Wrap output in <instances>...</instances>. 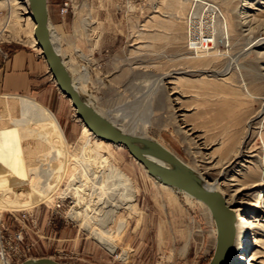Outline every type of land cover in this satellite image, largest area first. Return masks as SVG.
<instances>
[{
	"label": "rangeland",
	"instance_id": "rangeland-1",
	"mask_svg": "<svg viewBox=\"0 0 264 264\" xmlns=\"http://www.w3.org/2000/svg\"><path fill=\"white\" fill-rule=\"evenodd\" d=\"M173 1L48 0L54 44L72 78L86 74L97 107L129 133L153 138L192 169L206 172L210 181L221 166L233 163L220 182L229 195L240 189L251 213L258 197H264V188L254 187L264 185V43L245 52L249 38L240 27L249 2L201 0L215 3L233 21L230 50L221 47L215 57L182 62L175 56L185 49V17L171 15ZM262 1L251 9L257 19L252 36L258 41L264 38ZM24 2L11 6L16 12L11 21V7L0 5V60L8 57L7 46L44 60L29 15L19 9ZM232 58L236 66L224 73ZM177 71L191 73L173 74ZM49 77L40 95L31 98L58 124L39 115L37 104L0 98V259L9 264L39 258L61 264H210L217 231L208 207L156 182L124 147L91 134L84 139L85 127L71 101ZM64 145L71 153L60 169ZM95 164L120 175L121 185L134 193V212L119 207L108 226L116 254L69 215ZM54 177L61 189L77 193H66L75 202L61 194L53 202L41 200V182ZM256 252L261 253L258 264H264V246L253 245L247 254ZM240 255L237 245L228 264H239Z\"/></svg>",
	"mask_w": 264,
	"mask_h": 264
},
{
	"label": "bare ground",
	"instance_id": "bare-ground-1",
	"mask_svg": "<svg viewBox=\"0 0 264 264\" xmlns=\"http://www.w3.org/2000/svg\"><path fill=\"white\" fill-rule=\"evenodd\" d=\"M257 1L263 3L262 0H247V2H249V7L244 9V12H243L244 23H243L242 27H240L242 30V35L247 34L246 36L249 38L247 41L248 43L246 45L247 48L245 51L247 54L250 52H253V51L255 52V50H258L260 47H262V45L264 43V38H262L258 41V40H253V36H252V31L257 28V26L254 27V25L257 23V19L252 14L251 9L254 7V5ZM30 2H31V0H25L24 6L23 7L21 6L20 8L19 7L18 8L23 12V14L29 15V17L27 18V21L33 25V33H34L35 28H36V22L34 20L33 15H32ZM165 2H164V4H165ZM169 3H170L169 7L173 9V12H171L173 14H171V15L176 16V17L177 16L185 17L184 20H185V24H186L185 35H184V39H183L184 44H185V49H184V52H182L181 54H177L175 56L177 61L193 62L196 60H203L205 58L215 57L216 55H218V51H220L221 47H224L225 50H230L231 38H232V34L234 33V24H233V21L230 19V17L226 16V14L215 3L203 2L201 0H174L172 3L171 2H169ZM16 4H18L17 0H3V2L0 3V5H2V6H7L8 9L12 5H16ZM186 9H187V12L185 13ZM15 15H16V12H14V10H12V7H11L10 12L8 13V16H7V20L11 21L12 18L15 17ZM170 23H172L173 26L176 25V22L174 20H172V22L170 21ZM49 27H50V23H49ZM50 32L52 35V41H53V43H55L54 32L51 31V29H50ZM2 33H4V30H0V36L2 35ZM34 38L36 41L35 42L36 47L38 48L37 39L35 37V34H34ZM38 49L42 53V50L40 48H38ZM56 50L59 53V55L61 56L65 66H66V68L70 74V71H69L70 68H69L68 63L65 61L64 56L61 54L60 50H58V49H56ZM211 50H214V52H211ZM232 60H234V61H232ZM228 62L229 63L231 62V63L229 64L228 69H225L223 71L224 73L229 72L231 69H233L236 66L235 62H237V59L232 58ZM238 67H240V66H238ZM190 73H191L190 71H182V72L177 71L173 74L189 75ZM173 74H167V75H165V77H171ZM70 76L72 77V74H70ZM86 76H87L86 74L82 75L80 78L77 79L78 81H75V79L72 78L75 88L78 90V92L80 93L82 98L85 100V102L91 108L96 110L100 115H102V116L106 117L107 119H110L112 122H114V120L111 117L106 115L95 104L96 100L90 94L89 86H88L89 81L87 80ZM87 93L89 94V98H87L85 96V94L87 95ZM114 123L120 129H122L126 133H128L129 135H137L136 133H129L119 123H117V122H114ZM83 126L92 135V137L96 138L93 135V133L90 132V130L84 124H83ZM139 136L146 137V138H149L153 141H156L147 135H139ZM98 140H100V139H98ZM100 141H103V140H100ZM103 142H106V141H103ZM156 142L159 143L158 141H156ZM106 143H109V142H106ZM109 144L111 145L112 143H109ZM159 144H161V143H159ZM112 145H115V144H112ZM116 146L122 147L119 145H116ZM172 154H174V153H172ZM147 157L151 161L155 162L156 164H159L160 166H162L166 169H173V166L171 164H169L163 160H159V159H157L155 157H151V156H147ZM245 157H243L241 154V159H243ZM181 162L184 163L183 161H181ZM5 165H6V167H8L9 163L6 162ZM232 165H233V163H227V164L221 166L220 167L221 169L218 172V175L215 178H212L211 181L207 177H205L204 174L207 175L206 172L200 173V172H197L196 170L192 169L188 165H186V166L194 174H196L198 177H200L202 179V181L204 182V184L208 188L216 191L223 198L227 207L235 214V217H236V233H235L234 246L232 248L231 253L225 259V262L223 264L229 263V258L232 256L234 248H236L237 245L239 246V248L241 250V255H240L241 258L239 260V264H242V262H243V264H258V260L261 257V253L256 252L252 256H248L247 251L253 245L258 246L259 244H261L264 246V197L263 198H262V196L258 197L257 202L254 203L252 206L254 210L250 213V212H247L245 209V206H244L243 201H242L243 194H242V191L240 189L235 190L232 195H229L224 190L223 184L220 182V180L227 176ZM41 183H42V186L40 189L41 191L39 193V196L43 202H53V201H55L56 198H58V195H60V194H61L60 197H62L64 199L69 198V199H72L73 202H75L73 199V196L70 195V196L66 197V193H67L66 190L61 189L60 186L56 185V177H54L50 182L43 180ZM161 185L164 187H167V188H171L174 191L182 192L186 196H188L190 198H194V199L202 202L200 199H198L195 195H193L189 191H186L184 189L177 188V187H169V186H165L163 184H161ZM263 186L264 185H262V183H261V184L254 186V187H256V188L259 187V189H262V188H264ZM203 204L205 206H207L205 203H203ZM75 206H76V204L74 205V207ZM74 207L71 209L70 213L73 211ZM208 210L210 211L209 208H208ZM253 213H255L256 215L250 216ZM210 214H211V212H210ZM211 216H212V214H211ZM212 220L215 224V228L217 231V241H218V229H217L216 220L214 219L213 216H212ZM216 247H217V243H216ZM0 264H9V262H7L6 260L2 261L0 259ZM210 264H212V261L210 262Z\"/></svg>",
	"mask_w": 264,
	"mask_h": 264
},
{
	"label": "water",
	"instance_id": "water-1",
	"mask_svg": "<svg viewBox=\"0 0 264 264\" xmlns=\"http://www.w3.org/2000/svg\"><path fill=\"white\" fill-rule=\"evenodd\" d=\"M32 15L36 22L35 37L42 50L41 57L48 64L49 73L59 91L71 101L77 119L100 140L119 145L144 166L148 174L158 183L189 191L207 205L218 229V241L212 264H223L234 246L236 233L235 214L227 207L223 198L208 188L202 179L161 144L139 135H129L114 122L100 115L82 98L73 84L61 56L56 50L50 32L48 0H31ZM147 156L163 160L173 166L166 169L148 159ZM22 264H61L50 258L28 259Z\"/></svg>",
	"mask_w": 264,
	"mask_h": 264
},
{
	"label": "crops",
	"instance_id": "crops-1",
	"mask_svg": "<svg viewBox=\"0 0 264 264\" xmlns=\"http://www.w3.org/2000/svg\"><path fill=\"white\" fill-rule=\"evenodd\" d=\"M5 50L8 52V57L0 60V98L12 96L37 104L41 108L38 111L39 115H49L58 124L49 109L31 98V96L40 95L42 86L49 84L47 63L37 58L35 54L22 49H13L7 46ZM83 136L86 139L90 133L85 129ZM63 147L65 161L62 165L57 163L60 169L64 166L67 167L71 153L66 145ZM59 152L56 151V154H61ZM109 170L111 171V169ZM92 171L95 173L93 172V176L83 186L81 185L82 188L78 193V204L69 215L101 247L111 254H116V240L108 230V226L113 221L116 209L119 207L126 206L130 213L134 212L135 205L132 204L134 193L130 187L121 185L120 175L117 178L110 171L107 172L97 165ZM54 175L56 176V173ZM61 183V181L58 182V185L61 186ZM73 191V189H68L67 192L72 195L77 194ZM120 256L121 254H117V257ZM123 259H127L126 254H124Z\"/></svg>",
	"mask_w": 264,
	"mask_h": 264
},
{
	"label": "built area",
	"instance_id": "built-area-1",
	"mask_svg": "<svg viewBox=\"0 0 264 264\" xmlns=\"http://www.w3.org/2000/svg\"><path fill=\"white\" fill-rule=\"evenodd\" d=\"M61 205H62V204L58 201V203H57V207L60 208Z\"/></svg>",
	"mask_w": 264,
	"mask_h": 264
}]
</instances>
